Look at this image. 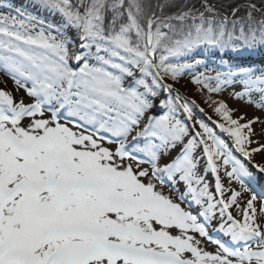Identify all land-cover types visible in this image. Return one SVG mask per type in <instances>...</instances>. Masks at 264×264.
<instances>
[{"label":"snow or ice","instance_id":"6c2138e0","mask_svg":"<svg viewBox=\"0 0 264 264\" xmlns=\"http://www.w3.org/2000/svg\"><path fill=\"white\" fill-rule=\"evenodd\" d=\"M39 4L75 38L34 16L0 13V72L24 92L17 99L0 88V264H264V199L257 204L245 164L264 173L254 161L264 158V120L234 117L212 98L239 75L243 91L234 97L259 92L255 106L264 109V72L237 66L192 78L207 90L225 140L194 117L199 106L176 87L193 66L170 59L200 46H264V9L251 0L224 15L209 0ZM162 95L167 111L149 114ZM181 110L191 130L177 118ZM201 159L214 192L199 174ZM166 183L173 192L183 185L178 199L165 194ZM188 198L198 212L182 206ZM217 214L232 247L208 232ZM204 239L217 245L214 253Z\"/></svg>","mask_w":264,"mask_h":264},{"label":"rangeland","instance_id":"374dc122","mask_svg":"<svg viewBox=\"0 0 264 264\" xmlns=\"http://www.w3.org/2000/svg\"><path fill=\"white\" fill-rule=\"evenodd\" d=\"M0 13L6 14V15H18L23 14L25 16H34L38 19L44 20L47 24L58 26L62 29L66 30V33L73 38H75V33L71 28H67L61 17L58 14L52 13L43 7L40 6L39 0H0ZM263 46L257 45L254 48H248L246 51L242 49H238L237 51H233L232 49H224L226 56L232 55V58H234V53H237V55L245 53H253L254 55L259 48ZM199 48V47H197ZM197 48H194L191 52L181 56V57H175L170 58L171 62L173 63H186L189 65H192L193 67L186 70L183 76L179 79V81L176 84V87L179 88L180 93L187 97L189 101L195 100L196 104L199 106L198 108H194V117L197 119H201L204 121L205 124H207L210 128H213L216 135L227 140V137L225 134L221 133L219 129L215 128V125L212 123L213 120H216L217 117L214 116L213 111L208 109L206 107V104L200 99L199 91L202 90V86H198L192 83V78L194 76H197L200 73H204L206 76L211 75L212 69H217L216 64L213 63L214 61L210 60L211 58H214L217 54V48L214 47H208V46H200L202 48L203 55H199L195 52ZM255 52V53H254ZM248 58L252 60V56L250 55ZM216 58H214L215 60ZM258 61H261L258 59ZM72 66L75 68L77 65L76 61L70 62ZM257 68L253 67L251 70L254 72ZM264 66H262L259 71L256 72L257 75H260L262 72H264ZM130 83V81H126V84ZM6 86L7 90L13 91L14 96L19 99L20 97L24 96L23 90H20L17 92L15 90L13 81L5 76L3 72H0V88H4ZM243 91V78L241 76H236L235 80H231L229 83L222 86V90L220 93H215L213 95V99H222L224 100L230 108L236 110L234 111L233 115L239 116L241 114H244L245 119H250L252 117H260L262 120H264V109L257 108L255 106L256 103H259L262 99L261 94L259 92H252L250 96H245L243 99H237L234 97V93ZM162 98H167L166 95L158 96L154 98L155 107L150 111L149 114H155V115H163L166 109H163L159 106V100ZM251 99L253 103H247L246 101ZM204 109L203 112L199 111V109ZM207 108V109H206ZM49 115L46 113V116ZM176 116L178 119H182L185 123L188 124L190 130H191V122L186 121L185 116L183 115L182 111H178L176 113ZM182 117V118H181ZM211 117V119H209ZM63 122V119L62 121ZM27 123V121H25ZM256 127L257 131H259L260 125H254ZM191 134V133H190ZM106 146H110L107 145ZM199 151L197 152V156H199ZM234 155L237 156L240 159H243L239 156V153H235ZM254 161L258 163H264V158H262L260 155H256L254 157ZM245 164H247L250 173H252V178L250 181V187L253 188L256 193L258 194V200L257 204L261 202V198L259 197V193L264 189V173H259L256 169L252 168L250 164H248L247 161H245ZM143 167H147V165H143ZM199 174L202 175L205 179V182L209 184V190L214 192V176L210 171L205 170V163L204 160L201 159L199 162V168H198ZM221 181L224 183L225 187H228V180L227 177L224 175L223 170L220 172ZM254 185L252 184V181H254ZM157 183H159L157 181ZM257 185L261 186L262 189L258 188ZM231 187L236 188L239 190V184L233 183ZM171 186L169 184H165L163 187V191L165 194H170L173 196L174 199H178L179 192H183L184 188L183 185H176V188L178 191H170ZM251 195V192H245L242 196V203L243 200L247 199ZM184 207L190 208V210H193L194 212H198L200 209L194 205H190V198L186 199L183 203ZM233 214L235 215V209H233ZM201 221L203 222V218H201ZM219 215L209 221L207 223L208 232L210 236L213 239L220 240L221 242L225 243L227 246L232 247L233 245L230 242V238L227 236H224L223 233L219 232L218 226L220 223ZM215 235V236H214ZM202 246L210 252H215L217 245L210 243L207 239L203 240Z\"/></svg>","mask_w":264,"mask_h":264},{"label":"trees","instance_id":"16d2710c","mask_svg":"<svg viewBox=\"0 0 264 264\" xmlns=\"http://www.w3.org/2000/svg\"><path fill=\"white\" fill-rule=\"evenodd\" d=\"M181 2H182V0H181ZM248 2H249V0H209V3L214 4L216 6V8L218 9V11L221 13V15L229 14L230 10H231L230 6L235 7L236 5H245ZM251 2L255 3L258 8L264 9V0H251ZM196 6L199 7V0H196ZM174 10L175 9H168L167 11L170 12V11H174ZM244 14L245 13H244L243 8L241 9V11L239 13H237L238 16H243ZM255 15H256L257 19L260 18V16H258L257 14H255ZM230 19H231V17H230ZM228 28H229V30H231V24L230 23L228 25ZM211 84H212V86H215V81L214 80L211 81ZM199 95H200V99L204 102L205 98L208 95L207 90L206 89L200 90ZM213 95H215V93L212 94V98H213ZM206 107H208V109L212 110L208 106V104H206ZM213 115L216 116L215 114H213Z\"/></svg>","mask_w":264,"mask_h":264},{"label":"bare ground","instance_id":"6f19581e","mask_svg":"<svg viewBox=\"0 0 264 264\" xmlns=\"http://www.w3.org/2000/svg\"><path fill=\"white\" fill-rule=\"evenodd\" d=\"M195 52L197 53V54H199V55H203L202 53H204L203 51H202V48H197L196 50H195ZM255 53V52H254ZM257 55L259 56V57H261V56H264V49L263 50H261V48H259L258 50H257ZM255 53V54H256ZM258 56H255V57H258ZM255 57H252V58H254V59H257V58H255ZM258 60V59H257ZM254 180V179H253ZM254 183H256L255 182V180L254 181H252V184L254 185ZM257 187L260 189H262V187L261 186H259V185H257Z\"/></svg>","mask_w":264,"mask_h":264}]
</instances>
